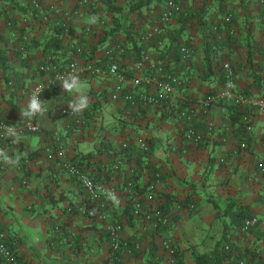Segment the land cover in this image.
Returning <instances> with one entry per match:
<instances>
[{
  "label": "crops",
  "instance_id": "1",
  "mask_svg": "<svg viewBox=\"0 0 264 264\" xmlns=\"http://www.w3.org/2000/svg\"><path fill=\"white\" fill-rule=\"evenodd\" d=\"M30 1L0 0V51L7 55L4 66L0 64V117L13 125L30 119L39 125L38 131L0 137V229L25 264H105L110 253L106 223L94 210H79L96 206L66 172L63 161L115 189L106 209L122 224L125 245L120 264H177L176 254L183 264H196L197 257L210 254L220 238L230 252L211 264H237L241 258L247 264H264V172L256 166L264 154V112L250 106L253 127L244 150L238 146L243 129L231 108L244 110L232 98L218 100L209 109L201 103L222 88L223 59L235 69L237 92L264 97V2L182 0L183 15L144 40L142 34L157 22L165 0H91L87 8L79 7V0H38L39 13L33 14ZM66 14L71 16L68 30ZM227 14L230 22L224 20ZM56 25L64 30L62 47L53 58L106 65L111 58L103 49L122 44L125 52L118 61L126 77L140 74L134 61L148 53L185 76L186 85L165 105L133 107L110 98L111 76H78L79 90L61 86L42 97L43 113L23 115L29 104L26 92L40 80L37 66L47 56L37 42ZM19 29L21 35H29L23 59L15 53ZM216 31L222 41L214 44ZM181 44L192 47L190 60L181 57ZM206 52L209 64L204 63ZM81 95L88 100L83 110L74 116L61 112L71 110L69 102ZM187 108L193 110L192 118L180 120L178 112ZM188 125L204 133L201 143L184 138ZM140 140L147 150L140 147ZM47 148L54 158L47 155ZM119 156L124 163L114 171ZM130 180L138 184L136 190L155 184L152 201L144 199L145 190L136 194L146 205L175 197L165 211L171 217L168 225L154 227L142 212L125 216L124 208L136 192L129 187ZM187 196L191 207L180 206L178 201ZM208 197L218 202L220 217ZM227 205L234 210L246 207L258 223L241 232L243 221L232 224L233 216L224 213ZM163 240L170 241L173 254L163 248Z\"/></svg>",
  "mask_w": 264,
  "mask_h": 264
},
{
  "label": "built area",
  "instance_id": "2",
  "mask_svg": "<svg viewBox=\"0 0 264 264\" xmlns=\"http://www.w3.org/2000/svg\"><path fill=\"white\" fill-rule=\"evenodd\" d=\"M259 1L261 3L264 2V0ZM90 3L91 0L78 1L79 7L81 8L89 7ZM30 4L35 8H40L38 0H31ZM182 9V0H165V6L160 13L157 22L142 34V38L144 40H149L156 34L160 33L166 22L175 17V15L181 12ZM70 17L69 14H66L65 16V30L69 29ZM224 20L230 22L231 15L227 14L224 17ZM229 32L233 33L234 29L232 27L229 28ZM28 41L29 35L27 33L21 35L20 49L22 51L26 49ZM179 51L184 60H190L192 57L193 49L191 46L181 44L179 46ZM124 52L125 48L122 44H113L105 47L103 49V54L111 58V61L106 65L97 64L96 62L81 63L77 59L61 60L47 55L43 62L37 66L41 78L26 92L27 98L29 102L33 96H36L41 100L43 96L59 90L62 86L63 79L67 77L69 73L83 77L101 76L104 74L111 76L113 78V86L110 91V98L112 100L122 99L133 107L139 105H165L170 101L176 91L182 89L186 85L185 76L169 70L163 62L148 53L142 54L134 61L133 67L140 72V74L131 78L126 77L124 70L121 68L118 61V57ZM221 69L223 75L222 88L216 93L207 94L201 99V103L205 108L209 109L218 100L232 98L233 103L244 110L242 115L244 127L238 146L245 150L248 147V135L253 127L254 116L251 107L256 106L259 111L264 112V97L253 99L247 94L235 90L236 72L231 61L223 59L221 62ZM140 86L145 89L137 91V88ZM61 112L63 114L67 113L70 116H74L75 114L73 110L63 109ZM192 116L193 110L190 108L178 112V118L180 120L189 121ZM22 130L38 131L39 125L34 122L33 119L27 120L19 125H13L0 117L1 138ZM183 136L187 141L199 144L203 141L204 133L194 126L188 125L183 129ZM139 145L143 150L148 149L146 143L142 140L139 141ZM123 146H126V143H123ZM59 151H61L60 148ZM46 152L49 157H55L51 148H47ZM123 160L124 157L119 156L114 161L112 169L118 171L123 166ZM61 164L65 167L66 172L70 176L75 177L79 181L86 198L96 206V209H92V207L88 205H83L79 207V210L82 212L94 210L93 212L96 216L106 223L105 228L108 232L110 253L105 264H120L121 249L125 245V242L121 239L122 224L113 220L112 216L106 209L108 201L115 196V189L111 186H105L103 183L95 180L74 163L63 161ZM256 166L260 172H264V154L258 157ZM154 176L158 177L159 175L158 173H155ZM129 185V187L132 188L134 185L133 180H130ZM154 191L155 184L151 183L149 185V191L144 195V199L148 202L152 201L154 199ZM133 203V213L139 214L142 212L146 220L154 227L166 226L169 224L171 220L170 214L165 212L160 205L150 206L149 203L146 205L140 200V195H136V192L133 197ZM257 223L258 218L256 216L245 218L241 223L239 230L241 232L248 231ZM63 239L65 240L64 237ZM162 246L170 254L174 253V248L171 246L169 240H163ZM224 248L226 251H229L228 245H225ZM0 264H25L23 258H21L15 251L6 232L2 229H0ZM237 264L247 263L245 259L241 258L237 261Z\"/></svg>",
  "mask_w": 264,
  "mask_h": 264
},
{
  "label": "trees",
  "instance_id": "3",
  "mask_svg": "<svg viewBox=\"0 0 264 264\" xmlns=\"http://www.w3.org/2000/svg\"><path fill=\"white\" fill-rule=\"evenodd\" d=\"M21 9H23V8H21ZM39 10H40V8H35L34 6H31V4H30V11H31L32 14L34 12L39 13ZM182 15H183V9L181 10V12L176 14L175 17H177V16L181 17ZM63 30H64L63 27L61 28L60 25H56V26L51 28L52 32L50 34L44 36L42 38L43 40L41 42L40 41L37 42V44L41 45L42 52L45 55H50L52 57V56L56 55L60 51V49L62 47L61 34H62ZM22 32H23V30L19 29L18 32H17L19 34V36H18V38H16V42H17V39L19 41H18V44H16V52L15 53H18V54L20 53L21 54L20 59H23V54L21 53L23 51L20 49V39H21ZM212 38L215 40L214 44H217V42L222 41V38H221V36H218V33H217V36H216V34H214L212 36ZM6 57H7V55L5 54V52H1L0 51V64L2 66H4L3 64H4V60L6 59ZM106 57H108V56H106ZM203 59H204V63L205 64H209L208 63V60H209L208 52L205 53ZM231 112L234 113L239 118L240 126L243 129V127H244V124L242 122L243 111L238 109L236 106H234L233 108H231ZM152 173H153V176H154V174L156 173V170L153 171ZM150 184L149 183L146 184L147 189L144 186V190L146 192L149 190V185ZM137 186H138V184L132 186L131 189L132 190H136ZM144 190H138L137 189L136 190V194H141ZM133 197H134V195H133ZM166 198L167 199H165L163 204L160 205V207L164 211H167L168 203H170L171 201H174V199H175L174 196H167ZM208 200L213 204L214 208L216 209L215 216L217 218L220 217L221 216L220 212H219L220 206H219L218 202L212 197H208ZM192 202L193 201L191 200L190 196H187L185 199L178 201L179 205L182 206V207H189V206L191 207L190 204ZM133 207H134V203L133 202L131 203L130 200H128V202H127V204H126V206L124 208V214H125L126 217L129 218L130 215L133 214ZM224 211H225L224 213H227L228 215L233 216V219L231 220L232 221L231 223L234 224L235 226L239 225L245 218L250 217V214L248 213L247 208L244 207V206H238L237 209L234 210L229 205H227V207L225 208ZM222 223H223V226L227 225V222H224V220H223ZM214 245L215 246H214L213 250L210 252V254H201L200 256L197 257L196 264H211L212 261H217L218 262V261H221V260H223L225 258L226 249L224 247H225V245H228V244L227 243L223 244L221 242V238H220V239L216 240ZM228 247H229V251L228 252H230V246L228 245ZM176 257H177V264H183L181 257L179 255H177V254H176Z\"/></svg>",
  "mask_w": 264,
  "mask_h": 264
},
{
  "label": "clouds",
  "instance_id": "4",
  "mask_svg": "<svg viewBox=\"0 0 264 264\" xmlns=\"http://www.w3.org/2000/svg\"><path fill=\"white\" fill-rule=\"evenodd\" d=\"M62 87L67 91H76L80 88L79 77L69 73L67 77L63 79ZM88 104L86 96H79L74 101H70L68 107L74 112L83 110ZM45 109L42 106V102L36 96H33L28 104L27 110L23 113L26 116H35L36 114L43 113ZM5 159L7 157L5 156Z\"/></svg>",
  "mask_w": 264,
  "mask_h": 264
}]
</instances>
